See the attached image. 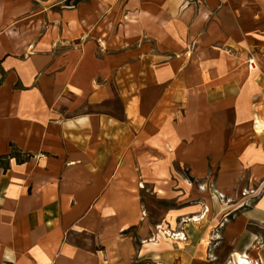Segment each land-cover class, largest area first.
Listing matches in <instances>:
<instances>
[{
  "label": "crops",
  "instance_id": "0c3cea01",
  "mask_svg": "<svg viewBox=\"0 0 264 264\" xmlns=\"http://www.w3.org/2000/svg\"><path fill=\"white\" fill-rule=\"evenodd\" d=\"M252 15L264 0H0V264H264V187L240 191L264 183V72L252 111L218 51ZM210 175L220 195L186 185Z\"/></svg>",
  "mask_w": 264,
  "mask_h": 264
},
{
  "label": "rangeland",
  "instance_id": "374dc122",
  "mask_svg": "<svg viewBox=\"0 0 264 264\" xmlns=\"http://www.w3.org/2000/svg\"><path fill=\"white\" fill-rule=\"evenodd\" d=\"M193 1V0H192ZM199 1H204V0H199ZM259 17V16H258ZM247 25V24H245ZM249 27L251 30V37L249 39H238L239 42V46H234V47H229L228 44L224 45L221 43V46L219 47L220 49H218L219 51V55H222L220 60H224V61H229L230 63H236V62H244L247 65L248 70L251 71V75L249 76L250 78V85L248 86L250 88V92H251V98H252V103H250V108L255 110L257 108V104H255L253 102V100L255 98L258 97L259 94V84H258V79H257V74L258 72H264V19L259 20L256 16L252 15L251 17V21L249 23ZM247 40V44L249 47H247L246 45V41ZM244 45V46H243ZM232 48V49H231ZM259 68L261 70H259ZM263 69V70H262ZM244 102V101H243ZM222 104V103H221ZM239 106H242L244 103H242V100L240 99L238 102ZM247 104V103H246ZM255 105V106H254ZM237 106V104H236ZM227 108V107H226ZM224 110H225V105H224ZM241 110L244 111L246 109H242ZM245 113V112H244ZM240 114L241 111H240ZM241 120V118H238ZM236 118V121L238 120ZM253 120V119H251ZM248 119L244 118L243 122H241L239 125L244 126L247 124ZM246 122V123H245ZM257 136V135H255ZM241 151H236V156L238 154V158L241 157V155L239 154ZM241 159V158H239ZM212 177L210 182L207 185L208 179L209 177ZM206 177L205 181H197L196 179H192L191 181H187L186 185L189 187V189L192 190H200V191H204L205 190H209L212 191L213 193H215L216 195H220L219 192H217L216 189L212 188V184L211 181L214 177V175H210ZM264 187V183H257L255 187L253 186H249V188H244L241 187L240 191L241 193L244 194H250V193H254V194H258L261 193L262 188ZM195 199V198H194ZM147 206L149 208H152L155 216H158L159 213L166 208L169 204L163 202L161 199L158 198H154V197H149L147 200ZM171 206H173L172 204H170ZM169 205V206H170ZM145 214V213H143ZM179 233V232H177ZM165 235H170L168 233H166V231H164ZM172 236H174L173 234H171ZM179 238V237H178ZM181 238H184V235H181Z\"/></svg>",
  "mask_w": 264,
  "mask_h": 264
},
{
  "label": "bare ground",
  "instance_id": "6f19581e",
  "mask_svg": "<svg viewBox=\"0 0 264 264\" xmlns=\"http://www.w3.org/2000/svg\"><path fill=\"white\" fill-rule=\"evenodd\" d=\"M262 121L256 116L255 117V127H256V130H259L261 125H262ZM252 181V180H251ZM252 257V261H254V258L252 255H248V256H243V255H239V254H236V260L239 264H249L250 263V258Z\"/></svg>",
  "mask_w": 264,
  "mask_h": 264
},
{
  "label": "built area",
  "instance_id": "2783aa9c",
  "mask_svg": "<svg viewBox=\"0 0 264 264\" xmlns=\"http://www.w3.org/2000/svg\"><path fill=\"white\" fill-rule=\"evenodd\" d=\"M173 235H174V237L181 238V235H179V233H174ZM250 261H251V263H254V264H257L258 263V261H252V259H250Z\"/></svg>",
  "mask_w": 264,
  "mask_h": 264
}]
</instances>
